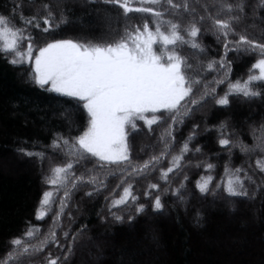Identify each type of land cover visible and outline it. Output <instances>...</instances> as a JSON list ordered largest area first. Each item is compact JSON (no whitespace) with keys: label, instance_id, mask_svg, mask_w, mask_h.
Instances as JSON below:
<instances>
[{"label":"trees","instance_id":"16d2710c","mask_svg":"<svg viewBox=\"0 0 264 264\" xmlns=\"http://www.w3.org/2000/svg\"><path fill=\"white\" fill-rule=\"evenodd\" d=\"M174 2L181 4L184 0ZM225 2L245 5L240 19L231 22L234 33L226 38L208 19L209 15L216 16L219 5ZM187 3L190 11L173 10L165 19L180 23L182 28L190 22L200 28L196 40L203 51L188 46L180 51L192 65L189 75L207 85L211 94L190 106L182 123L170 125L167 113H157L164 120L151 129L143 121H136L135 130L127 129L132 166H142L152 157L161 156L166 151L165 142L169 144L167 154L142 173L88 154L80 159L75 152L69 155L59 138L75 144V138L88 130L90 116L84 102L50 91L48 86H38L31 76L33 65H13L9 62L11 56L0 54V261L12 250L13 239L35 228V238L26 242L38 248L45 241L46 246L24 257L21 264H48L49 258H59L58 264H264V172L256 166L257 160H264V151L258 147L264 145V84L254 85L261 92L258 97L234 95L229 96L228 105L216 103L228 91L229 81L247 79L251 65L258 59L255 53L242 50L245 45L234 47V42L244 35L264 43V8L257 6L258 0ZM45 5L53 14L48 32L43 31L47 27L43 23L47 17ZM227 15L219 13L222 19ZM0 16L8 17L13 26L32 37L33 56L55 40L111 43L119 38L126 23L139 26L147 21L151 26L155 21L145 13H131L125 18L121 9L103 0L67 4L0 0ZM33 16V24L25 23ZM104 16L115 17L114 26H109L112 29H105ZM201 16L205 17L203 21ZM228 41L233 43L226 51ZM27 43L25 40V47ZM213 61L217 63L209 70L207 65ZM220 61L226 67H220ZM199 88L196 85L194 93ZM169 128L171 137L167 135ZM221 138L229 139L230 144L222 146ZM54 140L61 143V148L52 146ZM185 143L189 151L183 154L180 167L169 172L165 180L163 173L173 167L172 157L180 154ZM26 152L43 153V158ZM69 162L73 168L67 185H50L47 181L52 169ZM208 164L214 167L208 169ZM237 168L243 169L242 177L247 173L255 181L245 180L247 196H230L221 184L226 170ZM81 176L85 181L93 177L96 181L80 182ZM208 176L212 177L209 191L201 193L197 184ZM152 184L158 188H151ZM129 186L137 199L112 207ZM46 192L53 194L55 203L48 215L38 220ZM156 197L163 204L161 210L154 208ZM179 199L185 200L186 208L190 205L185 214L174 212L173 204L178 208L181 205ZM60 201L66 203L62 213ZM215 204H221L217 212L204 210ZM140 206L143 211H137ZM196 213L204 215L202 227L192 222ZM114 214L122 219L116 220Z\"/></svg>","mask_w":264,"mask_h":264},{"label":"snow or ice","instance_id":"6c2138e0","mask_svg":"<svg viewBox=\"0 0 264 264\" xmlns=\"http://www.w3.org/2000/svg\"><path fill=\"white\" fill-rule=\"evenodd\" d=\"M103 2L117 6L122 10L125 18H128L131 13H145L154 17L155 21L151 26L147 21L139 26L126 23L122 34L111 43L55 40L38 49L39 54L34 57L32 37L27 36L24 29L13 26L8 17L0 16V54L5 57L11 56L9 62L13 65H33L31 76L38 86L42 88L48 86L50 91L84 102L83 106L90 116L88 130L75 138V144L70 145L68 140L59 138L69 155L75 152L80 159L86 158L88 154L107 164L125 165L126 169H131V172L142 173L144 169L151 166V163L159 161L167 154L169 144L165 142L166 151L162 152L161 156L152 157L150 162H145L142 166H132L126 129L135 130L137 120L145 121L151 129L153 124L164 120L163 116H158L156 113H167L170 125L182 123L183 117L191 111L190 106L198 104L211 94L207 85L201 84L199 79L189 75L188 70L192 68V65L180 51L183 46L203 51L196 40L200 28L194 22L182 28L180 23L165 19V16L173 10L190 11L187 0L181 4L175 3L174 0H103ZM257 6L264 8V0H258ZM44 8L47 11V17L43 19V23L47 27L43 31L48 32L52 28L49 17L53 14L48 10V5ZM244 10L243 2L235 4L225 2L219 5L217 15H209L208 19L216 31L226 38L230 33H234L231 22L239 20ZM220 12L228 15L222 19L219 17ZM204 18L199 17L201 21ZM35 19L36 17L33 16L26 19L25 23L33 24ZM35 27H39V24L36 23ZM186 36L192 39H186ZM25 40L28 41L26 47ZM229 43L233 42L225 43L226 51ZM236 45H245L246 47L242 50L255 53L258 59L251 65L247 79L229 81L226 94L216 99V103L221 106L229 104V96L242 95L245 98L260 96L261 92L256 90L254 85L264 84V43H257L240 35L234 42V47ZM215 63L217 62H210L207 68L213 70ZM219 64L220 67H226L223 61ZM228 70L230 71V66ZM218 82L223 83V81ZM196 85H200V88L194 93ZM148 113L152 114L151 117L146 115ZM167 135L171 137L170 128L167 130ZM219 143L227 147L230 141L227 138H221ZM52 146L59 149L61 143L54 140ZM258 147L260 151H264V145ZM19 151L23 152L24 149ZM187 151L189 148L185 143L181 147L180 154L172 157L173 167H169L162 178L167 180L168 173L180 167L183 154ZM25 154L43 158V153L26 152ZM256 166L259 171L264 172V160H257ZM213 167L212 164L207 165L208 169ZM72 168L71 162L54 167L47 182L52 186L67 185L69 170ZM242 172L243 169L240 168L226 170V176L221 184L230 196H247L245 180L255 183L247 173H244L242 177ZM78 179L80 182L95 183L96 181L95 177L88 181H85L83 176ZM211 181V176L201 178L197 184L199 191L207 193ZM150 187L158 188V185L152 184ZM178 192L179 189H177ZM52 195L51 192L44 194L41 208L37 212L38 220L44 219L55 203L51 199ZM130 198L132 201L137 199L132 195L129 186L123 190V195L119 199L112 202V207L127 204ZM65 206V201H60L61 213ZM154 208L156 210L163 208L159 197L154 200ZM137 211H143V206H140ZM59 214L57 213V216ZM115 219L121 220L122 217L115 215ZM37 231L35 228H30L21 237L13 239L12 250L3 261H0V264H21L24 257L36 251H43L46 246L45 241H41L38 248L26 242L33 240ZM51 235L55 237L54 232ZM58 259L49 258L48 264H58Z\"/></svg>","mask_w":264,"mask_h":264},{"label":"rangeland","instance_id":"374dc122","mask_svg":"<svg viewBox=\"0 0 264 264\" xmlns=\"http://www.w3.org/2000/svg\"><path fill=\"white\" fill-rule=\"evenodd\" d=\"M52 2H55V1H58V2H62V4H67V3H73V2H76V1H81V0H51ZM258 19H259V17H257ZM103 19H104V25H105V29L106 30H108V29H110L111 27H109L111 24L114 26V24H115V17H109V16H104L103 17ZM260 20V19H259ZM113 26H112V28H113ZM111 28V29H112ZM155 47V46H154ZM32 55H33V53H32ZM35 57V56H34ZM257 72H258V70H257ZM67 115H68V113H67ZM147 116H149V117H151V113H148V114H146ZM156 115H157V113H156ZM68 117H69V115H68ZM137 121H143V120H137ZM144 123H145V121H143ZM146 124V123H145ZM147 125V124H146ZM126 131H127V129H126ZM52 198V197H51ZM180 200V199H179ZM180 203H181V205H180V207L178 208L177 207V204L176 203H174L173 204V207H174V212L175 211H177V210H179V211H181V213L182 214H185L186 213V211H187V209L189 210L190 209V205L188 206V208H186V204H185V200H183V201H181L180 200ZM221 206V204H215V205H209V207H207V209H204L205 211H207L208 209L210 210V212H217L218 210H220L219 209V207ZM206 208V207H205ZM229 208V207H228ZM227 208V209H228ZM230 210H231V208H230ZM229 209H228V212H230L231 213V211H230ZM203 218H204V215H202V214H200V213H196L195 214V217H193L192 219V222H193V224H194V226H197V227H202L203 225L202 224H204V221H203ZM169 219H170V217H169ZM86 244V243H85ZM86 247V246H85ZM84 246L82 247V248H85Z\"/></svg>","mask_w":264,"mask_h":264}]
</instances>
